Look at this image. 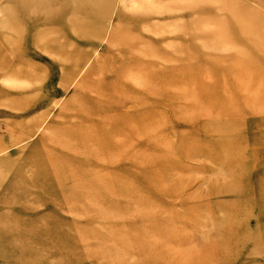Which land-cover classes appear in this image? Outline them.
Masks as SVG:
<instances>
[{
    "label": "rangeland",
    "instance_id": "obj_1",
    "mask_svg": "<svg viewBox=\"0 0 264 264\" xmlns=\"http://www.w3.org/2000/svg\"><path fill=\"white\" fill-rule=\"evenodd\" d=\"M263 77L264 0H0V264H264Z\"/></svg>",
    "mask_w": 264,
    "mask_h": 264
},
{
    "label": "bare ground",
    "instance_id": "obj_2",
    "mask_svg": "<svg viewBox=\"0 0 264 264\" xmlns=\"http://www.w3.org/2000/svg\"><path fill=\"white\" fill-rule=\"evenodd\" d=\"M116 60L118 61L117 63L113 62V64H115V65H109L111 67L108 70V72L110 73L109 74V77L108 76L102 77L101 79L95 81L91 85V89H92L93 93L96 94V96H99V99H105V100H107L108 101L107 106L110 107V108L114 107L116 104L117 105L120 104V101L119 100L115 99L114 97H108L107 96L108 93H115L116 92V87H115L114 83L118 80V78H116L115 76H116L117 73L120 74L122 71H125L126 69H129V68H130V70L133 69L134 66H136V55L135 54H134V56L133 55H130L128 57V60L127 61H125L124 59H116ZM163 60H164V58H163ZM252 62H253V60H252ZM252 62H251V64H252ZM143 72H145V71L142 70V73ZM133 74H136V72L133 73ZM133 74H130V76H132ZM229 88H231V86ZM69 101H72V98L69 99ZM84 101H85V103H89L91 105H95V103L98 101V98L96 97L94 103H92V102H90L88 100H84ZM230 113L232 115H234V117L236 118L239 114L242 113V111L239 110V109H237V110L230 111ZM67 114H68V116H65L64 115L63 118H64V120H65L66 123L67 122H68V124L71 123L72 127H74L76 125V123L81 124L82 122H84V123H86V125H84L83 127L81 126V129H83V132L89 133V137L90 138H92L93 135H95L97 133L96 132L97 129L95 131L94 128L91 126L92 123H91V125L87 124V120L89 118L88 116H91L90 114L88 115L87 113L82 112V111L73 112V114H69V113H67ZM109 120H113V119H110L109 116H106V117H104L101 120V122H97L98 124L101 123V125H100L102 127L100 129L101 131L104 129V132H108L107 129L110 127V129H109V133L110 134L115 133L116 131H119V132H122V133L124 132L123 129H119V126L118 125L111 126L110 125L111 123L108 122ZM104 122L108 123L106 127H104L105 126L104 125ZM71 129H76V127L71 128ZM67 132H69L68 129H64L61 133H62V135H64V133H65L66 134V137H67L68 136V133ZM61 137H63V136H61ZM90 140L91 139H89L88 141H86V142H89L90 143V144H87V145H89L90 147H92V149L93 148L96 149L97 147L94 145V143H91ZM109 141H110V144L109 145L112 146L113 143H114V140H109ZM74 142H76L75 144H77L79 142V139H74ZM47 156L50 159V166H53L51 168L52 169H56L55 168V164L57 165V162H56L57 160L54 161L53 157L51 155H49V154H47ZM219 248L222 249L221 244H219ZM221 256H223V255H221Z\"/></svg>",
    "mask_w": 264,
    "mask_h": 264
}]
</instances>
